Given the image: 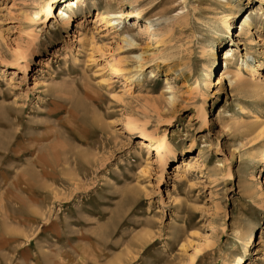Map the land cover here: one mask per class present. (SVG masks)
<instances>
[{
	"label": "rangeland",
	"instance_id": "obj_1",
	"mask_svg": "<svg viewBox=\"0 0 264 264\" xmlns=\"http://www.w3.org/2000/svg\"><path fill=\"white\" fill-rule=\"evenodd\" d=\"M263 157L264 0H0V264H264Z\"/></svg>",
	"mask_w": 264,
	"mask_h": 264
},
{
	"label": "bare ground",
	"instance_id": "obj_2",
	"mask_svg": "<svg viewBox=\"0 0 264 264\" xmlns=\"http://www.w3.org/2000/svg\"><path fill=\"white\" fill-rule=\"evenodd\" d=\"M80 23V22H79ZM79 23L77 22V24L79 25ZM78 25L76 26V27H78ZM150 28H152V24H151V22H149V26H148V29H150ZM242 30H243V28L240 26V32H242ZM152 31H154V30H152ZM226 33L227 34H229V26H226ZM232 50H230L229 48H225V50H223V52H222V54L224 55L223 56V58H222V60L224 61V62H227L230 58H231V56H232V52H231ZM31 58V57H30ZM231 67H232V65L230 64V63H225L224 64V68L223 69H221L220 71H219V73H220V77H219V81H223L224 79H227L226 77H228L229 75H231L232 76V80H234V82H235V84L237 83V82H240L241 80H242V76H243V74H242V69L240 68V67H237V68H235L234 69V71L232 72V71H230L231 70ZM248 67V66H247ZM260 68V67H259ZM253 69H254V67H253ZM116 70V69H115ZM256 70V69H255ZM114 73H115V71H114ZM116 73H117V70H116ZM231 78H229V81H231L230 80ZM238 85H235L234 87H237ZM242 107V106H241ZM239 109H240V111L241 110H243V108H240L239 107ZM244 111V110H243ZM247 112H248V110H246ZM242 112V111H241ZM245 112V111H244ZM246 113V112H245ZM244 114V113H243ZM240 115V114H239ZM248 115V114H247ZM219 117V116H218ZM130 122V121H129ZM129 122H128V124H129ZM131 123V122H130ZM127 124V122H126V124L125 125H128ZM133 124V123H132ZM124 125V126H125ZM130 125V124H129ZM125 127H127V126H125ZM128 128H130V127H128ZM128 128H126V129H128ZM137 129V128H136ZM142 136V135H141ZM149 138V137H148ZM146 139V138H145ZM148 140V139H147ZM163 141L161 140V142H160V140L159 139H157V137H153L152 135L150 136V138H149V143L150 144H153V145H155V148H156V150H157V152L160 150V149H162L163 147L161 146V143H162ZM144 143L142 142V145H143ZM164 144V143H163ZM144 147H146V146H144ZM160 147H162V148H160ZM188 150V149H187ZM172 153H174V151L172 152ZM160 160V159H159ZM262 161H264V157L262 158ZM263 163V162H262Z\"/></svg>",
	"mask_w": 264,
	"mask_h": 264
}]
</instances>
